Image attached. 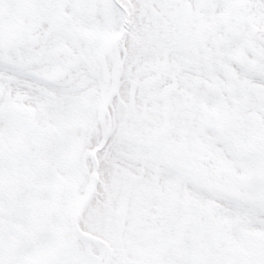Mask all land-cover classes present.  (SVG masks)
I'll use <instances>...</instances> for the list:
<instances>
[{"label": "snow or ice", "instance_id": "snow-or-ice-1", "mask_svg": "<svg viewBox=\"0 0 264 264\" xmlns=\"http://www.w3.org/2000/svg\"><path fill=\"white\" fill-rule=\"evenodd\" d=\"M0 264H264V0H0Z\"/></svg>", "mask_w": 264, "mask_h": 264}]
</instances>
